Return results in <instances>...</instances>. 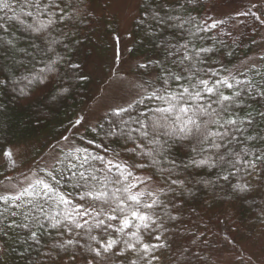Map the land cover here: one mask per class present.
Returning <instances> with one entry per match:
<instances>
[{
    "label": "trees",
    "instance_id": "obj_1",
    "mask_svg": "<svg viewBox=\"0 0 264 264\" xmlns=\"http://www.w3.org/2000/svg\"><path fill=\"white\" fill-rule=\"evenodd\" d=\"M98 1L79 0L77 7L81 15L74 22H68V26L58 24L50 30L51 35L46 40L32 36L18 22L7 20L5 13L0 11V17H4L0 23L5 25L4 29H0V154L17 147L27 149L33 161L29 167L27 162L15 168L22 172L21 175L32 174L37 169L47 171L49 168L42 167V160L53 148L65 142L63 136L71 140L65 150L69 151L75 144L84 146V141L95 135L91 128L74 135L72 125L86 114L92 104L93 81L87 73L90 55L96 52L98 56H104L106 40L118 31L115 18L93 14L92 7ZM12 4L13 11L8 12V16L21 11L20 0H12ZM210 4V0H141L137 17L131 24L129 57L136 61L132 72L142 80L145 90L159 86V78L166 75L164 69L180 71L173 61L180 58L181 53H177V49L185 45L193 52L201 48L210 49L201 53L203 62L197 65L201 74L216 72L221 79L235 77L236 80L252 81L254 92L264 86V54L255 66L237 68L241 60L255 52L262 36L264 8L259 6L254 14L258 19L254 35L225 39L219 30L208 27L206 23L205 14ZM154 16L163 18V23H158ZM21 19L32 23L30 17L22 14ZM243 28L246 30L247 25ZM53 39L58 43L52 45V52H48V42ZM8 41H12L14 47ZM57 57L55 71L44 73L43 83L36 80L29 82L39 69L45 68ZM70 64L79 67L73 69ZM33 82L37 83L36 86L26 91L24 88ZM241 98L246 101L245 109L251 111L255 118L243 134L255 139L245 143L252 153H258L264 149V118L258 115L264 111V100L257 103L246 93H242ZM256 99L259 100L258 97ZM138 107L143 108L142 105ZM112 111H107L96 126L104 124L107 127L108 121L115 119ZM240 115L244 116V111ZM125 144L126 141L121 139L108 147L126 157L128 154L123 151ZM241 146L232 145L236 150ZM88 147L93 152L103 151V145L100 149L91 145ZM127 147H132L130 142ZM171 158L187 162L189 157L179 156L173 149ZM160 167H167L163 159ZM149 170L155 171L147 165L145 172L138 174L146 175ZM229 171L232 169L227 164L215 169L194 166L178 169L179 175L172 178L183 180V186H173L174 191L167 196L162 195L165 204L156 209L161 218L158 223L163 227L153 235L159 234L161 239L156 241L143 235L146 243L165 245L150 254L156 257L153 264H221L218 256L225 251L240 253L239 259H235L237 264H246V256L252 264H264V165L254 171L242 168L225 181L222 176L228 175ZM11 172L6 175L0 172V177ZM160 179L157 174L156 180ZM240 184L245 185L248 191H239L235 186ZM160 187L167 188V184L161 183ZM169 215L176 219L170 220ZM50 232L51 235L46 233L40 237V245L25 242L27 233L22 229L10 232L0 239V264H82L83 249L77 251L69 247L64 252L50 248L52 243L61 239L54 231ZM64 238L71 236L65 234ZM114 238L121 239L115 250L118 254L107 258L106 264H128L130 259H137L134 253L125 251L127 237ZM80 243L86 241L81 240ZM73 252H76L74 261L71 259Z\"/></svg>",
    "mask_w": 264,
    "mask_h": 264
},
{
    "label": "snow or ice",
    "instance_id": "obj_2",
    "mask_svg": "<svg viewBox=\"0 0 264 264\" xmlns=\"http://www.w3.org/2000/svg\"><path fill=\"white\" fill-rule=\"evenodd\" d=\"M78 3L79 0H20V13L8 16L13 11L12 0H0V11L32 36L46 40L58 24L68 26V22L81 15ZM21 14L30 17L32 23L21 19ZM157 19L163 23V18ZM217 23L220 22L213 21L208 27L215 28ZM4 28L0 23V29ZM48 43L47 51L52 52V45L58 41L53 39ZM8 44L14 47L12 41ZM209 51L201 48L193 52L187 45L177 49L181 55L173 63L180 71L164 69L166 75L159 78V86L143 93L138 91L126 107L113 109L111 115L115 119L109 120L107 127L104 124L92 127L95 135L85 140L84 146L75 144L69 151L61 150L62 154L47 171L37 169L25 177L29 183L21 191L0 196V239L22 229L27 233L25 242L40 245V237L51 235V230L61 239L50 248L64 252L69 247L83 249L82 264H106L107 258L118 254L115 250L121 244V239L114 236L127 237L125 251L137 257L128 264H153L156 257L150 254L165 245L146 243L143 235L156 241L161 239L159 234L153 235L163 227L158 223L161 218L156 209L165 204L162 195L174 191L173 186H183V180L172 178L179 175L178 169L192 166L215 169L227 164L232 169L222 176L227 181L242 168L254 171L264 165V149L252 153L245 143L255 139L243 135L255 118L245 109L246 101L241 98L246 93L259 103L264 100V86L254 92L252 81L221 79L216 72L201 74L197 68L203 62L201 53ZM58 60L59 57L39 69L29 82L43 83V74L54 72ZM69 67L75 69L79 65ZM241 111L244 116L240 115ZM258 115L264 118V111ZM81 123L82 118H78L72 127ZM121 139L126 141L123 149L128 154L126 157L108 147ZM128 142L132 147H127ZM234 144L242 146L236 150ZM89 145L96 149L103 145V151H90ZM173 149L179 156H188L187 162L171 158ZM4 155L15 166L12 153L8 151ZM161 159L167 167H160ZM147 165L155 171L138 174L145 172ZM157 174L160 181L156 180ZM161 183L167 184V188L160 187ZM235 187L248 191L243 184ZM169 219L176 217L169 215ZM65 234L71 238H64ZM81 240L86 243H80ZM75 258L73 252L71 259Z\"/></svg>",
    "mask_w": 264,
    "mask_h": 264
},
{
    "label": "rangeland",
    "instance_id": "obj_3",
    "mask_svg": "<svg viewBox=\"0 0 264 264\" xmlns=\"http://www.w3.org/2000/svg\"><path fill=\"white\" fill-rule=\"evenodd\" d=\"M210 1L211 4L205 14L206 23L210 25L213 21L220 22L212 29L219 30L223 38L228 39L230 36L241 38L244 35L246 37L254 35L258 22L254 14L257 13L259 6L264 8V0ZM140 2L141 0H99L92 7V12L97 17L109 16L115 18L118 31L106 40L107 50L104 56H98L96 52L90 55L87 73L93 81L91 87L93 99L89 110L81 117V125L75 127L74 135L81 134L86 128L96 126L107 111L115 109L118 106L127 105L138 91L141 93L145 91L142 80L132 72L136 61H132L129 57L131 24L137 17ZM246 25L247 28L245 30L243 27ZM262 27V36L259 37L255 52L251 56L241 60L238 63V69H248L255 66L258 63L259 57L264 54V25ZM36 84V82H33L24 89L30 91ZM70 141H65L48 152L42 160V167L50 168L54 165L56 158L60 156L61 150L65 151L68 149ZM10 152L12 153V159L15 161V166L10 163L4 155L5 152H3L0 154L1 173L4 172L3 174L6 175L11 172L9 171L10 169L20 167L27 162V167L32 164V156L29 155L30 153L27 149L17 147L10 150ZM21 173L19 169H15L10 175H2L0 177V196L19 192L28 185L29 181L25 177H30L32 174L21 175ZM242 255L246 256V254ZM239 257L240 253L237 255L231 251H225L218 256V261L221 264H237L238 262L235 259L237 258L238 260ZM248 260L249 257L246 256L244 263L252 264Z\"/></svg>",
    "mask_w": 264,
    "mask_h": 264
}]
</instances>
